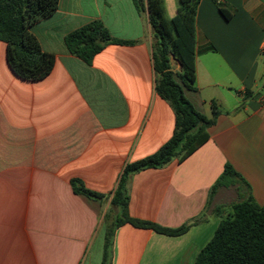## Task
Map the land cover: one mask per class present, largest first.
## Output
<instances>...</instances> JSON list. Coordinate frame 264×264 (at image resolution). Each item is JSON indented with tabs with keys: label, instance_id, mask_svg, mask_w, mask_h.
Segmentation results:
<instances>
[{
	"label": "crops",
	"instance_id": "crops-1",
	"mask_svg": "<svg viewBox=\"0 0 264 264\" xmlns=\"http://www.w3.org/2000/svg\"><path fill=\"white\" fill-rule=\"evenodd\" d=\"M179 4L165 0L169 17ZM97 19L133 43L108 44L88 64L64 37ZM196 24V81L185 95L207 116L213 101L222 113L187 159L135 172L127 183L131 216L192 225L170 236L123 223L108 264H195L239 193L264 205V0H201ZM31 31L55 55L41 80L15 74L0 40V264H103L125 166L155 153L175 128L173 107L156 91L148 13L133 0H59ZM172 67L182 69L174 56ZM226 163L244 181L211 196ZM73 178L104 198L77 194Z\"/></svg>",
	"mask_w": 264,
	"mask_h": 264
},
{
	"label": "trees",
	"instance_id": "trees-1",
	"mask_svg": "<svg viewBox=\"0 0 264 264\" xmlns=\"http://www.w3.org/2000/svg\"><path fill=\"white\" fill-rule=\"evenodd\" d=\"M141 13H148L152 26L153 64L157 74L156 91L175 111V128L171 138L155 153L128 163L114 191L111 205L119 208V216L108 231L103 264H108L114 229L131 223L140 228H151L158 233L177 236L188 231L192 223L169 228L155 222L135 218L129 212L128 180L138 171L160 168L174 158L184 161L209 139V127L222 113L218 104H211V115L200 112L186 97L185 89H193L197 71V11L201 0H180L177 14L169 17L165 0H133ZM59 6V0H0V40L7 44V61L20 78L37 81L51 73L55 55L47 52L31 27L50 17ZM226 19L233 12L220 4ZM70 53L88 64L108 44H128L112 36L101 20L71 31L64 37ZM172 56L182 69L175 72ZM244 181L230 163L211 188V196L220 187L235 186ZM74 191L88 198L103 199L104 195L85 186L79 178L72 179ZM240 200L232 205V212L224 217L212 239L200 250L195 264H264V205L253 195L239 193Z\"/></svg>",
	"mask_w": 264,
	"mask_h": 264
},
{
	"label": "rangeland",
	"instance_id": "rangeland-1",
	"mask_svg": "<svg viewBox=\"0 0 264 264\" xmlns=\"http://www.w3.org/2000/svg\"><path fill=\"white\" fill-rule=\"evenodd\" d=\"M96 244H98V243H96ZM97 250H98V246L95 245V246L93 247V254H94V256H96Z\"/></svg>",
	"mask_w": 264,
	"mask_h": 264
}]
</instances>
